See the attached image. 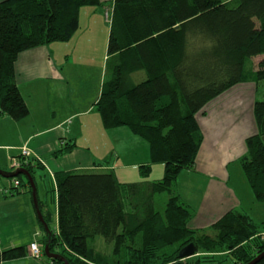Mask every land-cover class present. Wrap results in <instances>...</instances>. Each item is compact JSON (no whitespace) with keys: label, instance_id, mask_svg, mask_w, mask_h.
I'll return each instance as SVG.
<instances>
[{"label":"trees","instance_id":"16d2710c","mask_svg":"<svg viewBox=\"0 0 264 264\" xmlns=\"http://www.w3.org/2000/svg\"><path fill=\"white\" fill-rule=\"evenodd\" d=\"M99 4L0 2V115L18 122L29 113L15 79L18 55L70 41L79 28L80 10ZM110 15L106 73L94 111L104 129L126 128L146 142L149 162L138 167L142 178L154 165H163V176L136 184L121 183L112 172H56L53 229L52 213L42 212L37 197L48 228L37 260L63 264L44 262L47 242L49 252L68 264L250 263L264 252V223L256 225L247 214L231 210L212 224L214 236L200 234L189 227L194 213L179 196L172 195L162 213L155 209V197L171 194L181 171L195 172L202 143L196 115L246 82V63L264 56V0H115ZM263 80L264 58L253 74L255 83ZM253 117L256 133L245 140L240 164L255 201L264 203V100L255 101ZM60 147L54 158L75 145ZM38 164L35 158L22 164L34 183ZM8 180L6 196H31L24 177ZM189 244L199 254L192 263L178 258ZM28 255L29 245L0 248V264ZM256 264H264V257Z\"/></svg>","mask_w":264,"mask_h":264},{"label":"crops","instance_id":"0c3cea01","mask_svg":"<svg viewBox=\"0 0 264 264\" xmlns=\"http://www.w3.org/2000/svg\"><path fill=\"white\" fill-rule=\"evenodd\" d=\"M114 1L99 0L98 6L83 7L79 14L78 31L70 41L52 43L22 52L14 64L16 84L29 113L26 118L18 122L0 115V161L3 156L13 158L16 155L12 153L17 150L20 151V148L24 146L29 148L34 156L41 157L51 152L52 159H48L44 164L39 163L40 166L36 168L48 169L49 182L51 183L50 191L53 193L55 205L54 210L51 211V223L56 212L57 197L54 174L59 171H82L78 169L79 166L75 159L81 157V161L85 162L87 159L79 146L76 145L78 138L87 136L95 140L98 135L107 139L109 133L103 131L100 118L94 115L96 113L94 105L99 98L107 66L106 45L109 26L104 20V11L110 9L111 12ZM82 29L84 34H81ZM99 43L102 44L104 51L100 48L99 53L95 52L97 60H94L93 48ZM243 120L245 119L239 118L240 123H243L241 122ZM246 120L250 123L251 116L246 117ZM201 126L204 128L203 123ZM227 127L230 129L239 127L240 130H247L246 135L250 132L248 128L243 129V126L241 127V124L234 117H227L223 122H220V127L217 125L214 128L216 140L212 143L213 138L211 144L208 140L209 143L206 142L202 145V147L205 146V149L201 148L200 157H204L205 153L207 155L204 159L208 162L211 161L210 154L217 141L219 147L227 146L230 149L231 141L227 140V143L221 144L220 140ZM126 130V128L109 130L112 131L110 132L112 134L109 141L107 139L108 143H101L106 145V149L109 147V156L116 154L117 158L121 157L120 150L116 147L117 140H120L117 136L122 138L127 136L128 138L132 135L131 133L128 134ZM135 141L139 144L143 154L141 160L138 161V164L142 162L138 165L139 167L147 164L149 158L146 156V146L142 144V141L137 139ZM67 143L75 145L72 151L54 158L53 152ZM97 164L101 167L105 165L104 163ZM135 164L134 166H136ZM198 164H196L195 170H197ZM2 166L0 163V170L3 169ZM36 169L34 170V177L37 175ZM38 177L41 178V175ZM0 190V248L28 246L32 242L41 246L39 242L44 239V232L37 219L31 196L27 193L6 196V189ZM37 197L38 199L41 198L38 193ZM39 201L42 204V212L49 209L46 207L45 201L42 199ZM235 209L232 207L227 212ZM218 219H215L211 224ZM1 264L43 263L28 255Z\"/></svg>","mask_w":264,"mask_h":264},{"label":"rangeland","instance_id":"374dc122","mask_svg":"<svg viewBox=\"0 0 264 264\" xmlns=\"http://www.w3.org/2000/svg\"><path fill=\"white\" fill-rule=\"evenodd\" d=\"M223 1L229 2L232 0ZM104 20L109 26L111 22L110 9L104 11ZM81 34H84L83 29L81 30ZM108 34L109 29L107 30V36ZM100 48L102 49V44L100 43L94 46V60H97L95 52L99 53L101 51ZM102 51L104 50L102 49ZM263 58L264 56L262 55L249 60L246 63L247 81L232 87L216 99L210 101L201 112L196 115V122L202 135V143L195 160V168L196 164L199 163L197 165V170H195V172L186 170L181 171L173 183L171 194L163 193L155 197V209L162 213L166 201L172 195L179 196L182 202L194 213V218L189 223V227L199 231L200 234L214 236L215 232L212 229L211 223L232 207L236 208V211L247 214L256 225L264 223V203L255 201L240 164L241 157L246 153L245 140L256 133L253 105L255 101L264 100V80L259 83L253 81V74L257 71L258 64ZM94 115L99 118L97 113H94ZM230 116L234 117L239 124H241V127L243 126V129L248 128L250 132L246 135L247 130H240L239 127H233L232 129L227 127L220 140L221 144H223V142L227 143V140L231 141L230 149H228L227 146L219 147L217 141L216 146L210 154L211 161L208 162L204 159L207 154L204 153V157H200L199 155L201 148L205 149V146L202 147V145L206 144L208 140H210L211 144L213 138L212 143L216 140L214 136L215 126L218 125V127H220V122H223L225 118ZM248 116H251L250 123L246 120ZM241 117L245 119L241 121L243 123L239 121ZM202 123L204 124V128L201 126ZM208 123H211V125H208ZM103 131L109 132L107 134V139L109 141L112 134L110 132L112 131L106 129H103ZM126 132H128V134L130 133L128 130H126ZM130 136V138H127V136L124 138L117 136L120 139L116 142V147L120 150L121 154L119 158H117L116 154L109 156V147L106 149L105 145L108 143L106 137L103 138L97 135L95 140L87 136L78 138L76 145L79 146L82 153L86 155L87 162L81 161V157L75 159V162L79 166L78 169L82 170L77 171V173H102L109 171L112 172L121 183H152L161 180L163 176V165H154L151 174L146 178L140 176L138 165L142 162L138 164V161L141 160L143 154L142 149L135 140H141L142 144L146 146L147 158H149L148 147L146 142L142 139L136 136L132 137L133 135ZM101 143L105 144L102 145ZM24 147L27 148L26 146ZM22 148H20V151L17 150L12 153L16 155L13 158L10 156L9 158L3 156L0 161L3 165V169L0 171L4 173H13L17 169L14 166V161L19 158ZM27 149L30 151L29 148ZM32 157L37 159L36 163L40 164H44L48 159H52L51 152L41 157L34 156L31 153L30 158ZM97 163H104L105 165L101 167ZM134 163H136V166H134ZM36 173L37 175L34 177L36 193L41 197L39 198L40 200L42 199L45 201L46 207L52 211L55 205L53 193L50 191L51 183L49 182L48 169L38 168L36 169ZM38 175H41V178H39ZM9 186V180L0 176V189H8ZM53 218L52 223H50L51 229L54 228L56 216ZM262 236H264V233H262ZM101 245H103V243ZM109 249H111L110 246L107 250ZM198 257L199 254H195L186 260L192 263ZM215 258L222 259V256L216 255ZM43 260L49 263L46 257H44Z\"/></svg>","mask_w":264,"mask_h":264},{"label":"water","instance_id":"95a60500","mask_svg":"<svg viewBox=\"0 0 264 264\" xmlns=\"http://www.w3.org/2000/svg\"><path fill=\"white\" fill-rule=\"evenodd\" d=\"M0 176L2 178H6V179H11V178H15L17 176H22L26 179V181L28 182L29 184V187L31 189V200H32V204H33V207H34V210H35V213H36V216H37V219L39 222H41V224L43 225V230H44V233L46 234V236L48 235V228L45 226V224H43L42 222V217H41V213H40V210L38 208V204H37V193H36V187H35V184L33 182V179L31 177V174L30 172H28L27 170L23 169V168H19V169H16L13 173H4L2 171H0ZM47 243V242H46ZM43 246L42 248V253L44 254V256L47 258V259H52V260H58L60 262H62L63 264H68V262L58 256L57 254H54V253H50L49 252V248H48V244H46ZM193 255H195V250L193 248V244H189L187 245L185 248H183L179 254H178V258L182 261V260H185L187 258H190L192 257ZM264 257V252L259 254L256 258H254L250 263L248 264H256L258 263L262 258ZM178 264H181V263H178Z\"/></svg>","mask_w":264,"mask_h":264},{"label":"built area","instance_id":"2783aa9c","mask_svg":"<svg viewBox=\"0 0 264 264\" xmlns=\"http://www.w3.org/2000/svg\"><path fill=\"white\" fill-rule=\"evenodd\" d=\"M31 153L30 151L23 147L21 149V154L19 156V158L14 161V166L19 169L22 168V164H27L28 160H30L31 158ZM13 185H17V182L14 181L12 183ZM7 192V190L5 191V193ZM29 255L35 259L40 258L41 257V250L40 247L38 246V244L36 242H32L29 244Z\"/></svg>","mask_w":264,"mask_h":264}]
</instances>
